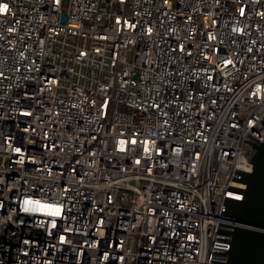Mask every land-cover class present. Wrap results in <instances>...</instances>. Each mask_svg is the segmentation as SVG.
I'll use <instances>...</instances> for the list:
<instances>
[{
    "label": "built area",
    "instance_id": "obj_1",
    "mask_svg": "<svg viewBox=\"0 0 264 264\" xmlns=\"http://www.w3.org/2000/svg\"><path fill=\"white\" fill-rule=\"evenodd\" d=\"M264 143V0H0V264H224Z\"/></svg>",
    "mask_w": 264,
    "mask_h": 264
},
{
    "label": "water",
    "instance_id": "obj_2",
    "mask_svg": "<svg viewBox=\"0 0 264 264\" xmlns=\"http://www.w3.org/2000/svg\"><path fill=\"white\" fill-rule=\"evenodd\" d=\"M253 163L254 171L244 177V198L228 200L227 214L243 225L233 231L224 264H264V143L257 145Z\"/></svg>",
    "mask_w": 264,
    "mask_h": 264
}]
</instances>
